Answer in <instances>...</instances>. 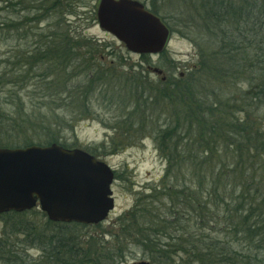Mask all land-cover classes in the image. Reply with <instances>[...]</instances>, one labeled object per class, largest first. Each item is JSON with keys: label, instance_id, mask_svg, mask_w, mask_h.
<instances>
[{"label": "rangeland", "instance_id": "rangeland-1", "mask_svg": "<svg viewBox=\"0 0 264 264\" xmlns=\"http://www.w3.org/2000/svg\"><path fill=\"white\" fill-rule=\"evenodd\" d=\"M137 1L150 11L155 10L171 31L165 49L159 54L132 52L112 33L101 28L97 18L100 0H76L72 5L62 2L49 13L42 11L36 15L41 0H23L14 12L0 0L1 16L20 19V22L12 20L10 31L9 28L0 30V103L15 119L22 117L18 129H6L10 128L6 125L0 129V147L19 148L26 141L41 145L54 143L56 139L68 147L94 152L115 170L112 185L115 209L102 224L84 225L77 230L87 249L107 246L115 258L109 261L101 257L100 263L199 264L192 263L193 253L170 255L171 250L165 253L159 248L160 251L153 254L155 259L150 261L156 247L173 243L172 238L165 239L161 233L151 244L142 243L146 235L155 232L150 224L153 214L164 215L173 210L169 202L173 194L170 197L165 192L163 196L159 194L174 180L171 175L167 176L166 155L160 151L154 136L165 130L168 122L177 125L176 136L192 140L194 136H208V132L210 136H228L213 124V109L217 107H208L212 100L220 98L223 105L220 112L215 110L214 113L223 112L228 116L232 107L242 106L243 98L247 94V98H251L254 91L248 82L241 81L247 79L240 75L248 77L255 68L251 67V61L243 63L239 66V76L225 79L224 85L214 82L208 60L219 64V68L222 65L225 72L231 69V62L227 56L215 52L218 50L214 43L216 38L208 33L210 0ZM258 2L261 5L264 0ZM33 10L37 11L32 14ZM259 22L261 25L264 17ZM214 53L217 58L213 60ZM154 68L161 69L162 73L154 72ZM189 81L191 85L181 93L180 84ZM248 112L251 120L257 119L264 127V104H254ZM37 121L43 122L41 127L48 123L53 126L51 129L33 127L31 123ZM122 136H131L125 146L121 144ZM238 137L231 136L226 141L219 138L215 145L212 143L209 147L215 148L216 153L210 164L216 166L222 161L228 167L249 166L253 160L263 164L264 151L256 153V159L252 158L254 150L250 151V159L245 160L248 146L253 148L254 143L250 144L248 137ZM259 139L262 141L264 137ZM193 150L197 154L199 148L195 146ZM259 174L263 180L264 172ZM190 185L188 182L187 186ZM152 189L158 191L153 211L146 213L142 210L147 203L152 206L148 199ZM124 217L129 222H123ZM45 218L48 219L47 215L43 217L39 213L14 216L9 212L0 218V244L11 247L12 251L2 257L0 264H17L14 254L22 255L25 264H42L43 252L39 246H34L31 236L14 228V224L32 221L44 225ZM186 218L191 234L199 235L194 214L189 213ZM228 223L225 227L213 226L209 230L210 238L217 236L233 241L234 234L226 228ZM201 232L208 236V229ZM246 239L248 236L244 237ZM244 240L235 243L237 253L244 256L245 248L251 250L249 245L264 247V242L252 245L249 239ZM204 258L203 263L208 264L209 259ZM258 259L264 264V257Z\"/></svg>", "mask_w": 264, "mask_h": 264}, {"label": "trees", "instance_id": "trees-1", "mask_svg": "<svg viewBox=\"0 0 264 264\" xmlns=\"http://www.w3.org/2000/svg\"><path fill=\"white\" fill-rule=\"evenodd\" d=\"M13 1H16V3ZM32 1L36 2V0ZM41 1V8L38 9L37 13H35L37 10H33L32 14H40L42 11L49 13L57 9L62 2L66 5H72L76 0ZM258 1L245 0L244 4H240L236 0L208 1V33L216 38L214 43L217 44L216 48L218 50L215 52H218L221 56H227L231 62V69L225 72L222 65L219 68V64H212L208 60V70L215 83L219 82V84L224 85L225 79L240 75V65L251 61L253 65L251 67L255 69L248 77H244V75H240V77L247 79L246 81L241 79L242 82H248L250 87L253 86L251 89L254 94L251 95V98H247V94L244 97L245 100L243 98L242 106L238 104L239 98L236 102L238 106L232 107L233 110L231 109V111L227 110L231 112L228 116H225L223 112L215 114V110L220 112L223 102L220 98L212 100L208 108L217 107V109H213V124L228 136H210L211 134L208 132V136H194L192 140L190 137L176 136L177 125H172L169 122L165 130L158 131L157 135L154 136L160 151L166 155L168 162L167 176L171 175L170 177L174 180L169 183L170 186L167 188V192L163 190L159 194L161 193L163 196L165 192L164 194L167 197L173 194L174 198L171 196L169 201L173 210L164 213V215L159 212H157V215L155 214L156 212L153 214L150 224L153 225L152 229L155 232L152 235H146L142 243L143 245L151 244L156 239L155 236H158V233H161L165 239L167 237L172 238L170 240L173 243H165L162 247H156L150 254V261L155 259L153 254L158 253L157 251L162 250L165 253H169L168 250H171L170 255L175 253H193L192 263L197 262L199 264H204L203 261L206 260L204 257L209 259L208 264H261L263 262L258 259L259 256L264 257V251L261 250L264 248L263 246L260 249L249 245L251 250L245 248L246 255L244 256L237 253L235 243L242 238L244 240V237L247 236L252 245H256L257 242H264V178L261 180L259 174L264 172V163L253 160V163L250 162L248 164L249 166L234 164L233 167H228V164L220 161L218 165L214 166L212 163L210 164V159L216 153L215 148L209 147L212 143L215 145L219 138L226 141V139H231V136H244L248 137L250 144L254 143L253 148L250 145L248 146L247 156H245L246 161L250 159V151L254 150L253 159H256V153L264 151V139L262 141L259 139V137H264V132H262L264 127L257 119L251 120L248 112L252 105L258 104L260 106L264 104V22L261 25L259 22L260 18L264 17V2L260 5ZM1 2H4L7 9H12V12H14L16 6L21 5L23 0H1ZM152 12L157 14L155 10ZM18 17L21 18V16ZM35 17L37 19L38 15ZM12 20H19L18 22H20V19L16 17L8 19L4 18L2 14L0 17V30L9 28L10 31ZM63 53L65 55V52ZM212 56L213 60L217 58V54H212ZM180 85L182 86L180 92L181 90L184 92L191 85V82ZM173 86L177 87V84L174 83ZM166 94L169 95L170 91L166 92ZM234 108L237 111H234ZM245 111V116L243 118L242 116L240 117V114ZM20 118L22 119V117ZM20 118L16 117L15 119L14 115L11 116L10 112H7L0 103V129L5 127L4 125L10 127L6 129H18L17 127H20L19 124L21 123ZM40 123L42 124L43 122ZM40 123L37 121L31 123V125L33 127H41ZM52 126L53 124L48 123L41 128L51 129ZM204 129H200L202 135H204ZM122 139L124 141L121 144L125 146L129 143L131 136H122ZM53 142L59 143L56 139ZM51 143L49 141L41 145H49ZM182 144L183 148L180 149ZM30 145H35V143L26 141L22 147ZM63 146L68 147L67 145ZM195 146L199 148L197 154L193 150ZM239 146L241 147V145ZM92 154L95 155L94 152ZM238 175L241 176L240 180ZM188 182H190V186H187ZM152 191L151 196H148V199L152 201V206H148L147 203V206H144L142 210L143 212L153 211L151 209H153L155 195L158 190L152 189ZM251 199L257 201L251 202ZM28 213H39L43 217L46 215L37 208L21 213L10 212L14 216ZM189 213H193L195 216V225L199 229V235L191 234L189 230L190 226L186 218ZM5 214L0 215V218ZM252 219H255V221ZM124 220L129 222L127 217H124L123 222ZM228 222H230V225H228ZM44 223V225H41L31 221L23 225L14 224V228L21 229L25 231L24 233L31 236L34 246H39L43 252L42 264L60 262L65 264H103L102 262L100 263L101 257H107L105 260L109 261L115 260L107 246H95L94 249L86 248V242L82 240V235L77 231L86 224L54 222L47 218H45ZM226 223H228L226 228H229L234 234L235 238L233 241L225 238L220 239L217 236L210 238L211 232L209 230L213 229V226L225 227ZM100 224L102 223L97 225ZM52 229L54 231L50 232L49 230ZM169 229H172L171 232H167ZM206 229H208V236L201 232ZM176 233L178 234L176 235ZM93 238L95 239V236ZM248 239L244 240V242H248ZM10 248L0 244V260L12 252ZM157 248L160 250H157ZM14 255H17V264H25L22 255ZM239 257L242 259L239 260ZM165 264L170 263L166 261Z\"/></svg>", "mask_w": 264, "mask_h": 264}, {"label": "water", "instance_id": "water-1", "mask_svg": "<svg viewBox=\"0 0 264 264\" xmlns=\"http://www.w3.org/2000/svg\"><path fill=\"white\" fill-rule=\"evenodd\" d=\"M97 18L101 28L138 54L161 53L170 36L161 17L137 0H100ZM114 177L107 162L81 148L2 147L0 214L39 207L54 222L98 224L115 209Z\"/></svg>", "mask_w": 264, "mask_h": 264}]
</instances>
